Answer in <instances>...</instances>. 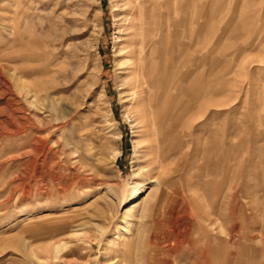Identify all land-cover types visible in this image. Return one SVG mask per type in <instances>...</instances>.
Returning a JSON list of instances; mask_svg holds the SVG:
<instances>
[{"label":"rangeland","instance_id":"obj_1","mask_svg":"<svg viewBox=\"0 0 264 264\" xmlns=\"http://www.w3.org/2000/svg\"><path fill=\"white\" fill-rule=\"evenodd\" d=\"M143 18L171 122L138 115ZM0 264H264V0H0Z\"/></svg>","mask_w":264,"mask_h":264},{"label":"bare ground","instance_id":"obj_2","mask_svg":"<svg viewBox=\"0 0 264 264\" xmlns=\"http://www.w3.org/2000/svg\"><path fill=\"white\" fill-rule=\"evenodd\" d=\"M133 8H134V6H133ZM135 8H136V5H135ZM138 8H140V6ZM148 23H151V22H147L146 19H144V18L140 21H139V19L134 21V25H133L134 37H133V39H131L132 44H131V50L129 52V56L132 58L131 74L133 76V79L130 82L131 83L130 85L134 86V88L136 89L135 92L139 91L138 102H140L141 100L143 101V103H142L143 108L141 109V111L138 112V115H140L139 117L149 116L148 107H147V105H145L144 100H146V97L150 92L151 93L150 94V105H151V107L156 109V108H158V106L161 102H164L163 107H165L168 110H172L171 113L168 112L170 114L167 113L168 115L166 117V119L171 122L173 120V118L175 117L174 112L178 108L179 109L181 108L183 110L187 109L186 101L183 98H181L183 100H181L179 97L177 98L176 94L173 92V89H172L173 87H171V86L169 87V84L174 86L172 82L174 81L173 77H174V71L176 69L175 63H174V58H175L174 57V53H175L174 52L175 51V41L174 40H175L176 32L172 31V30H170L168 32V35L166 38L167 39V44H166L167 47L165 50L166 53H165V59H164V63H163L164 54L160 48V44H161L160 42L161 41L158 40L159 37H158L157 33L154 31L155 29H153V28L151 29L150 24H148ZM171 26H173V24ZM99 34H100V32H99ZM48 59H50V58H48ZM96 60H97V63L102 65V61H101L100 56H97ZM162 81H163V85L161 83ZM97 82H98V79H96V83ZM174 84H176V83H174ZM162 86H163V89H162L163 92H161ZM164 91L167 93H164ZM104 94H105V90H103V92H101V97H103ZM135 95H136V93H135ZM162 95L163 96L165 95L166 97L163 99ZM162 110H164V109H162ZM156 113H155V116H157ZM153 116H154V114H153ZM159 119H160V114H159V116H157L156 120L158 121ZM160 124H161V121H160ZM148 126H149L147 128L148 133H150L152 129L157 130L158 134H160V133L163 134L162 131L167 130V129L161 130L160 127H162V126L159 125V122H157V124L155 126L154 125L153 126L148 125ZM159 142H160V148L159 149H160V155H161V153H163V150H164L163 144L166 142V140H160ZM148 148L151 151L154 150V147H152V146H150ZM118 154H120V150L116 151V154L114 156H117ZM140 191L141 190L139 189V191L136 194H133L132 198H135L140 193Z\"/></svg>","mask_w":264,"mask_h":264}]
</instances>
